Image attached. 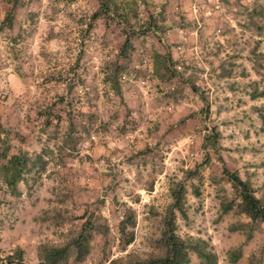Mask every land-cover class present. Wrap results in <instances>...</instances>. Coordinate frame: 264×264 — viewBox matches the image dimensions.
I'll return each instance as SVG.
<instances>
[{
	"label": "rangeland",
	"instance_id": "rangeland-1",
	"mask_svg": "<svg viewBox=\"0 0 264 264\" xmlns=\"http://www.w3.org/2000/svg\"><path fill=\"white\" fill-rule=\"evenodd\" d=\"M97 8L0 0V264H46L41 245H67L58 264L153 257L167 215L215 264H264V222L239 211L221 172L264 203V0ZM3 151L29 157L13 190ZM82 222L91 236L77 259ZM185 264L204 263L189 250Z\"/></svg>",
	"mask_w": 264,
	"mask_h": 264
},
{
	"label": "trees",
	"instance_id": "trees-1",
	"mask_svg": "<svg viewBox=\"0 0 264 264\" xmlns=\"http://www.w3.org/2000/svg\"><path fill=\"white\" fill-rule=\"evenodd\" d=\"M98 8L92 12L91 16H95L99 12L106 13L109 15V1L111 0H97ZM99 11V12H98ZM103 11V12H102ZM150 25V24H147ZM152 25V24H151ZM150 25V26H151ZM152 27V26H151ZM130 45V39L127 34H124L123 39L119 45V54L125 55V49ZM164 60H170L169 54H165ZM190 88L196 90L197 87L194 84L190 85ZM205 138L209 141V145H214L216 136L215 135H205ZM203 147H206L203 145ZM1 155L6 159L1 166V175L7 186L13 190L15 187L16 180L22 178L20 176V169L24 167L29 157L26 153L9 154L7 155L4 151ZM7 155V156H6ZM208 157L205 151L204 160ZM35 159H40V154L34 156ZM222 173L226 174L227 180L230 183L231 188L235 191L238 197L237 206L239 211L246 214V216L252 220H260L264 222V203H262L258 197L253 193L251 185L244 179H242L236 172L228 170L225 166L222 167ZM171 196L173 201L170 204V209L176 207L180 211V198H181V188H170ZM170 212V211H169ZM86 222H82L79 230L74 236L69 240V243L74 248L75 257L80 259L88 249V241L91 233L86 230ZM127 221L124 219L119 220L118 231L120 233L124 232V227ZM162 238V251L160 254L148 257L142 260H126L122 261L120 257H114L107 261L106 264H185L188 261V251L193 250L198 257L202 259L204 264H215V255L212 251L204 250V248L199 244L203 243L201 238L195 240L186 239L180 237L174 232L173 219L171 216L167 215L164 219V228L161 233ZM131 236L124 239L127 243L130 241ZM67 245H51L45 246L41 245L40 259L46 264H58L59 260L66 256ZM19 249L16 250L19 257Z\"/></svg>",
	"mask_w": 264,
	"mask_h": 264
}]
</instances>
